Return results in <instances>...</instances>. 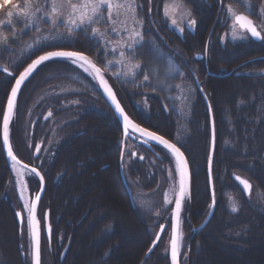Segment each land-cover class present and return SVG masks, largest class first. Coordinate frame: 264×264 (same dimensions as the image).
I'll list each match as a JSON object with an SVG mask.
<instances>
[{"label":"trees","instance_id":"obj_1","mask_svg":"<svg viewBox=\"0 0 264 264\" xmlns=\"http://www.w3.org/2000/svg\"><path fill=\"white\" fill-rule=\"evenodd\" d=\"M163 1H147L150 28L187 72L202 82L213 107L217 136L213 165L217 209L209 226L194 232L210 203L207 177L210 123L206 105L198 93L191 135L180 144L191 170V199L186 198L183 212L182 253H188L185 264H264V60H256L264 56V41H229L225 35L228 30L225 8L219 0H181L197 21L194 28L181 33L172 29L159 13ZM46 4L50 10L51 0ZM52 49L93 56L77 42L69 47L43 50L30 60ZM206 49V61L197 60L196 55ZM244 62L247 63L239 68ZM9 69L13 76L0 70V264H31L26 232L20 230L15 217L22 206L16 189L8 187L14 177L2 143L5 106L21 73L17 68ZM208 72L212 75L203 82ZM228 73L230 76L225 77ZM231 79L235 83L234 94L228 98L226 93L231 87L227 88V81ZM56 81L76 82L84 90L50 95L35 105L29 143L22 142L23 154L37 142H43L36 162L46 181L40 218L50 210L53 231L50 244L45 237L42 240V264H169L163 240L148 258L146 254L155 237L150 224H169L172 207H167L162 220L155 222L141 214L135 205L134 192L120 174L119 141L123 128L98 86L86 74L67 60L42 64L20 91L11 129L20 99L26 94L25 105L29 107L34 94ZM124 96L139 124L176 142L172 119L159 97L145 93ZM52 130L57 132L58 140L46 152ZM100 135H105V139ZM137 146L139 156L130 155L127 173L138 180L144 192L155 193L161 187L160 175L165 172L161 167L168 166L174 171L173 160L158 146L152 150ZM144 153L148 155L141 160ZM150 156L158 161V167L152 165ZM235 173L252 182L250 198L233 181ZM31 186L33 191L38 190L39 182L31 179ZM225 193L236 198L233 203L240 204L238 211H232ZM132 231H138L136 236ZM250 248L252 251L243 256Z\"/></svg>","mask_w":264,"mask_h":264},{"label":"rangeland","instance_id":"obj_2","mask_svg":"<svg viewBox=\"0 0 264 264\" xmlns=\"http://www.w3.org/2000/svg\"><path fill=\"white\" fill-rule=\"evenodd\" d=\"M48 1L49 0H41V3L45 8ZM147 1L148 0H136V16L142 21V27H139L134 23L130 13L125 14L121 12L120 15H116L115 10L113 12V20L115 23L113 24L108 19L107 8L105 7L103 10L104 18L100 23L87 26V31L84 29H76L70 33L63 23V18L58 21L56 27H53L51 18L43 16L42 13L37 14L39 18L34 19L31 22V26H26V22L23 21V18L15 15L12 18V25H7L6 21L8 18L6 17L5 12L7 10H12L13 4H22L23 0H7V3H5V0H0V21L5 22L4 26L0 27V31L9 36L8 45H0V66H6L7 68L20 67L38 52L51 48L69 47L77 42H81L92 52L93 57L101 64L107 73L112 76L123 94L131 95L133 93H149V95H156L159 97L165 104L172 119L174 126L173 131L176 130V142L178 144H183L188 140L192 132L193 125H190V123L192 120L193 105L197 97V88L192 77L187 74L184 67L169 53L165 45L156 38L150 29L147 16L149 11ZM171 4H176L178 6L174 11L170 8V14L174 16L181 27H184V30L188 29V17L185 15V9L189 8H187L180 0H165L164 5L161 6L159 10L162 18H165V6ZM227 4H231L237 12L249 15L259 26H264V17H262L261 11L258 9L256 0H225V5ZM246 5H250V8ZM46 9L49 10V8ZM224 13H226V8ZM64 15L67 16V9L65 10ZM181 16H184L183 21H181ZM165 20L170 23L173 29L178 30L177 27L172 25L171 19L165 18ZM225 22H227L228 29L226 32V38L229 41L246 42L248 40L246 33H244L246 37L244 39H233L230 32L231 19L227 14H225ZM92 27L99 28L100 32L104 34L103 38L93 36L91 32ZM138 27L143 33V41L137 44L134 50L123 46L125 43L131 42L128 39L130 35L129 30ZM13 28L17 33L15 37L12 36ZM120 51L125 52V57H120ZM121 60H123V63H118V61ZM129 60L132 63L139 62L140 68L131 69ZM109 61L112 63L109 64ZM250 61H254V59H251ZM246 63L247 62H244V64ZM74 64L77 65L79 63ZM241 67L242 66L239 68ZM238 69H235V71L238 72ZM132 72H135V75H132ZM87 73L96 81L95 74L89 68ZM230 74L231 73H228L225 77L230 76ZM144 75L149 77L147 81L144 80ZM233 81L234 80L232 79L227 81L229 82L227 88L229 89V87H231L226 93V97L229 95L228 98H230V94H234L233 86L235 83ZM83 90L84 88L76 82L55 83L32 96L33 98H31L32 101L29 106V111L28 107L25 105L26 94L20 99L17 118L13 126L11 137L12 144L19 158L23 159L22 130L24 131V136H29L30 126L35 117V105L50 97V95L80 93ZM47 114L48 113H45V115ZM57 140L56 133H52L45 148L46 152L51 149L53 143L57 142ZM122 143L124 165H127L130 161V153L136 148V143L131 139H127ZM199 151L200 153H203L200 148ZM149 160L154 167H158V161L155 158L150 157ZM161 169L165 172L163 175H160L162 178L161 187L155 193L144 192L141 189L138 180L133 179L129 174L126 177L128 185L135 193V201L138 207L145 215L153 218L155 222L162 220L166 208L170 205H174V203H167L165 194H167L168 199L174 201L175 189L178 187L176 184V181H178L176 170L173 171L168 166L165 168L161 167ZM18 171L23 173L22 179L25 181L26 185L24 195L29 201H31L32 196L27 187V179L30 177V174L20 168H13L14 177L16 179L15 183L19 191L21 184L18 181L21 177L17 175ZM169 171L172 173L171 177H169ZM228 196L233 197L232 194H228ZM22 200L23 199L21 198V201ZM24 210L27 219V210L25 208ZM150 225V230L153 235H155L159 225ZM137 232L138 231H132L131 233L136 236ZM123 235L125 237L127 236L126 233ZM164 245V248L166 249L168 247V241L165 242ZM136 248V246L133 248L134 252L138 251ZM140 252H142V250H139V253ZM28 253L29 250H27V254ZM185 259L186 256H183V263L186 261Z\"/></svg>","mask_w":264,"mask_h":264},{"label":"snow or ice","instance_id":"obj_3","mask_svg":"<svg viewBox=\"0 0 264 264\" xmlns=\"http://www.w3.org/2000/svg\"><path fill=\"white\" fill-rule=\"evenodd\" d=\"M219 2L223 5L224 0H219ZM7 3V0H5ZM178 5L171 4L165 6V18L171 19V23L174 27H177L178 30L183 33L184 27H181L177 20L170 14L169 9L172 11ZM182 6V5H179ZM250 8V5H246ZM107 8L108 19L113 24L115 21L113 20V12L115 10L116 15H120L121 12L125 14H131L133 21L139 27H142V21L139 20L136 16V0H51L50 11L44 7L41 3V0H23L22 4H13L12 10H7L5 12L6 17L8 18L6 21L7 25H12V18L15 16L23 18V21L26 22V26H31V22L34 19H38V13H42L43 16L49 17L52 19L53 27L57 26L58 21L63 18V23L65 27L68 28V31L71 33L76 29H84L87 31V26H92L100 23L104 16L103 10ZM226 14L231 19L230 24V32L233 39H244L246 38L244 33L250 35V37L264 40V26H257L254 20L249 16L243 13L237 12L231 4L225 5ZM64 9H67V16L64 15ZM185 15L188 17L187 19V27L194 28L197 24L195 18L192 17V13L190 9H185ZM261 15L264 17V9L261 10ZM184 20V16H181V21ZM5 22L0 21V27L4 26ZM138 28L131 29L129 35V41L125 43L123 46L133 49L143 41V33ZM91 32L93 36L103 38L104 34L100 32V29L97 27H92ZM17 33L14 28L12 31V36L15 37ZM227 36V33L225 34ZM9 42V36L0 31V45L7 46ZM207 52V49L205 50ZM120 57H125V52L120 51ZM53 58H67L71 60L73 63H79L80 67L84 68L85 71H88L86 66H91L95 69V73L99 77V82L104 85V90L111 98L112 102L115 105L116 111L123 118L124 126L123 132L125 138L131 137L134 133H140L142 136L147 139L144 140V143H148L149 140L157 141L158 143L164 145L167 149L171 151L172 156L175 158V170L178 174V181L176 184L178 187L175 189V200L168 199L167 194H165V199L167 203H174V215L176 218V224L172 228V235L170 241V253H171V262L172 264H179V254L180 249L182 247V235L179 231L180 227V216L183 202L185 199H191V184H190V172H189V164L179 147L176 144L169 143L164 137L157 135L155 132L149 131L146 128H141L138 124L133 123L129 117L125 114L124 109L121 107L120 103L117 101L115 94L112 89L108 86L107 82L103 79V75L101 73V69L96 66V64L85 54L78 51H49L44 55L38 56L37 59L33 60L31 64H29L23 72L20 73L19 78L15 80V87L11 89V96L7 100V112L3 116V143L8 146L7 154L12 158L13 161H16V157L13 155L12 147L9 144V122L13 115V110L16 105L17 94L21 88L23 82L37 69V67ZM109 64L112 62L109 61ZM118 63H123V60L118 61ZM129 65L131 69L140 68L139 62L132 63L129 60ZM4 72L12 75L7 67L3 69ZM118 75V74H114ZM132 75H135V72H132ZM144 80L147 81L149 77L144 75ZM209 108L211 105L209 104ZM52 113L49 112V116ZM133 131L130 132L129 130ZM215 146V130L213 127V148ZM131 156H135V153H130ZM121 159L123 160V153L121 154ZM142 160L143 157L141 156ZM18 163V161H16ZM211 157L208 161L209 173H211ZM13 167H16V164H13ZM27 166H25L26 168ZM31 173L38 176L40 182H43L44 177L41 175L35 168L31 169ZM17 175L21 177L18 181L21 184V198L23 199V207L27 210V227L31 236V256L33 260V264H41V238H40V227L39 220L36 217L37 203L40 201L41 196L39 193L35 195L34 200L31 202L24 195V189L26 187L25 181L22 179L23 173L17 172ZM172 173L169 171V177H171ZM235 179L243 186V190L248 193L249 197L252 193V185L251 183L241 178L240 176H235ZM215 204V195L213 192V206ZM238 207L233 205L232 211H238ZM16 215L20 217L21 222L23 223L24 217L20 212H17ZM47 234L50 239L51 236V226L47 227ZM155 240H159V236L155 237ZM153 247H155V243H153ZM152 249H149L151 252Z\"/></svg>","mask_w":264,"mask_h":264},{"label":"water","instance_id":"obj_4","mask_svg":"<svg viewBox=\"0 0 264 264\" xmlns=\"http://www.w3.org/2000/svg\"><path fill=\"white\" fill-rule=\"evenodd\" d=\"M254 41H256V42H260L261 40H258V39H255V38H252ZM52 51H72V50H52ZM49 52V51H48ZM45 54V53H44ZM44 54H42V55H44ZM84 54V53H83ZM86 55V54H85ZM88 56V55H87ZM89 57V56H88ZM38 58V57H37ZM36 58V59H37ZM90 58V57H89ZM203 58V56H198V59H202ZM91 59V58H90ZM52 60H67V61H70L71 63H73L71 60H69V59H67V58H53ZM92 60V59H91ZM50 61V60H49ZM95 64H96V66L97 67H99V65L94 61V60H92ZM32 63V62H31ZM30 63V64H31ZM46 63V62H45ZM44 64V63H43ZM42 65V64H41ZM41 65H39L38 67H40ZM77 66V65H76ZM38 67H37V69H38ZM77 67H79V66H77ZM94 74H95V79H96V82L98 83V86L100 87V89H101V91H102V93H103V96L105 97V100L107 101V103L109 104V106L111 107V109L113 110V112L115 113V115H116V117L118 118V120L120 121V123H121V125H122V127L124 126V122H123V118L119 115V113L116 111V109H115V105H114V103L112 102V100H111V98L108 96V94L105 92V90H104V85L103 84H101L100 82H99V77H98V75L95 73V69H93L91 66H87ZM80 68V67H79ZM100 68V67H99ZM3 69L4 68H2V67H0V70L2 71V72H4L3 71ZM36 69V70H37ZM81 70H82V68H80ZM101 69V68H100ZM35 70V71H36ZM34 71V72H35ZM23 72V71H22ZM33 72V73H34ZM85 72V71H84ZM5 74H8V73H6V72H4ZM12 73V72H11ZM32 73V74H33ZM86 73V72H85ZM102 73V72H101ZM31 74V75H32ZM9 75V74H8ZM12 75H13V73H12ZM20 75V74H19ZM30 75V76H31ZM30 76L23 82V84L21 85V88H20V90H19V92H18V94H17V99H18V96H19V93H20V91H21V89H22V87L24 86V84L26 83V81L30 78ZM19 78V76L17 77V79ZM103 79L107 82V84H108V86L112 89V91H113V93L115 94V91H114V89L112 88V86L110 85V83L104 78V76H103ZM198 85H199V83H198ZM200 86V85H199ZM13 87H15V82H14V85H13ZM12 87V88H13ZM10 96H11V91H10V94H9V97H8V99L10 98ZM115 96H116V99H117V101L120 103V101H119V99H118V97H117V95L115 94ZM202 96H203V98H204V101H205V103H206V106H207V109H208V113H209V119H210V130H211V141H210V153H209V157H208V161H209V158L211 157V160H212V164H211V173H209V166H208V163H207V175H208V182H209V188H210V194H211V201H212V203H211V212H210V214H209V216L207 217V219H206V221L201 225V228H204L207 224H208V222H209V220L211 219V217H212V215H213V213H214V210H215V205H216V197H215V204H214V206H213V192H214V195H215V188H214V179H213V162H214V156H215V147H216V130H215V122H214V115H213V109H212V106H211V108H209V104H210V102H209V99L207 98V96L205 95V93L202 91ZM17 99H16V105H17ZM16 105H15V108H14V110H13V115H12V118H11V120H10V122H9V144L11 145V147H12V152H13V155L16 157V161H18V163L16 162V161H13L12 160V158L10 157V156H8V154H7V148H8V146L7 145H5L4 143H3V119H2V143H3V148H4V152H5V156H6V158H7V161H8V163L10 164V166L12 167V165L15 163L16 164V166L18 167V168H20V169H23V170H25L26 172H30L31 173V169H33V168H35V167H33V166H30V165H28V164H26L25 162H23L22 160H20L19 158H18V156L16 155V153L14 152V149H13V146H12V143H11V137H10V135H11V126H12V123H13V118H14V116H15V110H16ZM120 105H121V103H120ZM211 105V104H210ZM121 107H122V105H121ZM123 108V107H122ZM6 112H7V103H6V106H5V110H4V114H6ZM124 112H125V110H124ZM4 114H3V116H4ZM125 114L128 116V114L125 112ZM129 117V116H128ZM129 119L133 122V123H135V124H138L136 121H134L132 118H130L129 117ZM139 125V124H138ZM141 128H145V127H143V126H141V125H139ZM213 127H214V130H215V146H214V148H213ZM147 129V128H146ZM149 130V129H148ZM130 132H132L133 130L132 129H130L129 130ZM149 131H151V130H149ZM153 132V131H152ZM157 134V133H156ZM157 135H159V134H157ZM132 136H138L139 138H140V142L141 143H143V144H145L146 146H150V143H152V144H156V145H158V146H160V147H162L163 149H165L171 156H172V154H171V151L169 150V149H167L164 145H162V144H160V143H158L157 141H153V140H149V142L146 144V143H144V140L145 139H147L146 137H144V136H142L140 133H134ZM159 136H161V135H159ZM163 137V136H162ZM164 139H166L165 137H164ZM169 143H172V144H175L174 142H171L170 140H168V139H166ZM177 147H179L178 145H176ZM180 148V147H179ZM181 149V148H180ZM37 151H38V149H37ZM182 151V150H181ZM173 157V159H174V161H175V158H174V156H172ZM25 166H27L26 168H25ZM40 174H41V172L37 169V168H35ZM189 172H190V178H191V171H190V167H189ZM32 174V173H31ZM42 175V174H41ZM36 176V175H35ZM235 176H238V175H234L233 176V179L239 184V186L242 188V190H243V186L242 185H240V183L235 179ZM38 179H39V177L38 176H36ZM241 177V176H240ZM241 178H243V177H241ZM243 179H245V178H243ZM247 180V179H246ZM39 182H40V179H39ZM250 182V181H249ZM251 183V182H250ZM190 184H191V179H190ZM252 185V184H251ZM45 188H46V186H45V180H43V182H40V188H39V191H38V193L40 194V196H41V199L43 198V196H44V193H45ZM244 191V190H243ZM244 193H245V195L248 197L249 195H248V193H246L245 191H244ZM41 199H40V201H41ZM40 201L37 203V210H36V217H37V219H38V208H39V204H40ZM174 207H175V205H174ZM174 207H173V211H172V225H171V235H172V228H173V226H175V224H176V218H175V215H174ZM181 211H182V209H181ZM21 214H22V216H23V213L21 212V211H19ZM17 219H18V222H19V226H20V228H22L23 227V224H24V221H23V223L21 222V219H20V217H18L17 216ZM181 220V219H180ZM45 226H46V235H47V237H48V234H47V227L49 226V212H47L46 213V216H45ZM181 222V221H180ZM39 227H40V224H39ZM165 230H166V225L164 224V225H162L161 227H160V229H159V231H158V233H157V235L156 236H159V240L157 241V240H155L154 239V241H153V243H155V247H153V243L151 244V246H150V248L152 249V251L151 252H149V250H148V252H147V254H146V258H148L152 253H153V251L155 250V248L158 246V244H159V242H160V240H161V238H162V236H163V234H164V232H165ZM181 230V224H180V227H179V231ZM40 238H41V229H40ZM48 239H49V237H48ZM170 241H171V239H170ZM30 243H31V236H30ZM149 248V249H150ZM169 254H170V259H171V253H170V250H169ZM31 258H30V260H31V264H33V260H32V256H30ZM171 264H172V262H171ZM179 264H181L180 263V254H179Z\"/></svg>","mask_w":264,"mask_h":264},{"label":"bare ground","instance_id":"obj_5","mask_svg":"<svg viewBox=\"0 0 264 264\" xmlns=\"http://www.w3.org/2000/svg\"><path fill=\"white\" fill-rule=\"evenodd\" d=\"M164 2L165 1H163L162 2V6L164 5ZM55 50H68V49H55ZM46 52H48V51H46ZM46 52H43V53H40L39 55H37L35 58H33V59H29L30 60V62L28 63V61L27 62H25L23 65H21L20 66V69H18V67H14V68H17V70L19 71V72H22L33 60H35L38 56H40V55H42V54H44V53H46ZM256 60H264V56H259ZM50 61H53V60H50ZM50 61H47V62H50ZM77 66H79L80 67V65L79 64H77ZM2 67V66H1ZM2 68H4V67H2ZM12 68V67H11ZM80 68H82V67H80ZM9 69V68H8ZM83 70H84V68H82ZM9 71L10 72H12L10 69H9ZM87 72V71H86ZM13 73V72H12ZM13 75H14V73H13ZM13 75H10V76H13ZM19 76V75H18ZM17 76V77H18ZM56 83H58L57 81H56ZM55 83H50V84H48V85H46V86H44L42 89L44 90V89H46V88H48L49 86H51V85H54ZM14 85V84H13ZM203 89V88H202ZM126 95V94H125ZM148 95H149V93H148ZM153 96H156V95H153ZM157 97V96H156ZM127 97H125L124 95H122V107H123V109L125 110V112L128 114V116L130 117V118H132L134 121H136L137 122V119H136V117H135V115L131 112V109L129 108V105H128V99H126ZM28 107V106H27ZM18 109H19V106H18ZM18 109H17V112H18ZM28 111H29V107H28ZM28 113V112H27ZM114 113V112H113ZM114 115H115V113H114ZM213 115H214V113H213ZM26 116H27V114H26ZM115 117H116V115H115ZM208 117H209V113H208ZM117 118V117H116ZM118 119V118H117ZM119 121V120H118ZM214 121H215V116H214ZM120 123V122H119ZM138 123V122H137ZM209 123H210V119H209ZM32 125V124H31ZM12 129H13V127H12ZM31 129H32V126H30V130H29V133H30V131H31ZM54 129V128H53ZM215 130H216V126H215ZM52 133H56V135H57V132L55 131V130H52V132H51V134ZM156 133V132H155ZM158 134V133H157ZM160 135V134H159ZM30 136V135H29ZM29 136H24V131L22 132V142H24L25 144H27V143H29V140H30V138H29ZM162 136V135H161ZM49 137V136H48ZM50 137H51V135H50ZM50 137L48 138V141H47V143L49 142V140H50ZM100 137H101V139H105V135H100ZM57 139H58V135H57ZM216 140H217V136H216ZM210 141H211V130H210ZM119 144H120V152H121V154L123 153V146H122V144L120 143V141H119ZM31 151V148L30 149H28V151ZM215 150H216V147H215ZM27 151V152H28ZM209 153H210V149H209ZM146 155H148V153H144L143 155H141L142 157H143V159L145 158V156ZM139 156V155H138ZM137 156V157H138ZM140 156V157H141ZM150 157H153V156H150ZM150 157H149V159H150ZM156 157V156H155ZM154 158V157H153ZM26 160H31L30 158H28V157H26L25 158ZM142 159V160H143ZM120 164H121V166H120V174H121V178H122V180H123V182L125 183V185L129 188L130 186L128 185V181H127V179H126V177L128 176V173H127V170H128V164L127 165H124V159L122 160L121 159V155H120ZM30 162V161H29ZM9 166H10V164H9ZM12 167H13V165H12ZM14 168V167H13ZM13 168H12V170H13ZM15 168H18L17 166L15 167ZM19 169V168H18ZM127 174V175H126ZM234 175H238V176H241L240 174H237V173H235V174H233V176ZM214 176V175H213ZM233 176H232V179H233ZM207 177H208V175H207ZM241 177H243V176H241ZM243 178H245V177H243ZM245 179H247V178H245ZM248 181H250L249 179H247ZM14 181H15V178H14ZM12 182V180H10L9 182H8V187L10 188L11 186L14 188V189H16L17 188V186H16V183L15 182ZM233 181L237 184V182L233 179ZM251 182V181H250ZM251 184H252V182H251ZM208 185H209V182H208ZM209 191H210V188H209ZM20 193H21V188H20ZM252 193H253V184H252ZM252 193H251V196H252ZM25 194V193H24ZM244 194V193H243ZM245 195V194H244ZM250 196V197H251ZM44 197V196H43ZM215 197H216V205H215V210H214V213H213V215H212V217H211V219L209 220V222H208V224L204 227V228H201V225L206 221V219H207V217L209 216V214H210V212H211V203H212V201H211V194H210V203H209V205H208V208H207V213H206V215L204 216V220L202 221V223L198 226V227H195V228H193V231L195 232V231H198V230H203V229H205V228H207L208 226H209V224L211 223V221H212V219H213V216H214V214L216 213V209H217V195H216V191H215ZM225 197H226V202H227V204H229L230 205V208H232L233 207V205H236L237 207H238V209H239V206H240V204L239 203H233L234 202V200H236V198L233 196V197H229L228 195H226V193H225ZM245 197L246 198H250L249 196L247 197L246 195H245ZM43 199V198H42ZM41 199V200H42ZM138 209L141 211V209L138 207ZM19 211H21L22 213H23V217H24V220H26V212H25V210H23V209H21V210H18L17 212H19ZM48 211H50V210H48ZM16 212V213H17ZM183 212L184 211H181V216H180V219H181V222H180V224H181V227H183ZM141 214H143L144 216H147V215H145L144 213H143V211H141ZM16 215V214H15ZM16 217V221H17V223H18V225H19V222H18V219H17V215L15 216ZM44 222H46V221H44ZM49 225L51 226V234H52V231H53V226H52V222L51 221H49ZM82 224L80 223L79 224V227L81 226ZM169 226H171L172 225V216H171V220H170V223L168 224ZM44 232H46V226H45V230H44ZM262 244L264 245V240H262ZM252 249L253 248H250V249H248L245 253H242V255L243 256H246V255H248L247 253H249V252H251L252 251ZM183 256H186V259L185 260H187V258H188V253H186V254H181V256H180V262H182L183 263ZM28 257H30L29 255H28ZM168 261H169V263H171V259H170V257L168 256ZM241 263V262H240ZM184 264H185V262H184Z\"/></svg>","mask_w":264,"mask_h":264},{"label":"flooded vegetation","instance_id":"obj_6","mask_svg":"<svg viewBox=\"0 0 264 264\" xmlns=\"http://www.w3.org/2000/svg\"><path fill=\"white\" fill-rule=\"evenodd\" d=\"M256 3L258 4V9L261 11L262 9H264V0H256ZM222 5V4H221ZM224 6H225V3H224ZM226 14V13H225ZM254 20V19H253ZM254 22H255V20H254ZM226 24H227V22H226ZM256 24V23H255ZM257 26H259L258 24H256ZM262 34H264V33H262ZM264 41V40H263ZM201 60H204V61H206V57H204L203 59H201ZM201 60H199V61H201ZM211 76V72H208L207 73V76L205 77L206 79H203V82H205V81H207V79H208V77H210ZM194 77V81H195V79H196V76H193ZM192 77V78H193ZM198 79V78H197ZM196 83V82H195ZM197 85V84H196ZM122 95H125V94H123L122 93ZM122 95L120 96L121 97V99H122ZM126 95H128V94H126ZM40 144V143H39ZM38 144V145H39ZM36 148H37V144L33 147V148H31V151H26L25 152V154H23V158H26V157H28V158H30L31 160H27L28 162V164H31V165H36V161L39 159V154H38V152H36ZM25 155V156H24Z\"/></svg>","mask_w":264,"mask_h":264}]
</instances>
